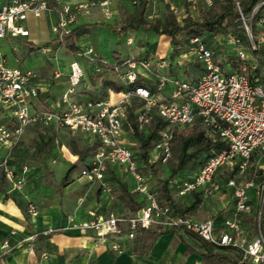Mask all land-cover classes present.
I'll use <instances>...</instances> for the list:
<instances>
[{
  "label": "built area",
  "instance_id": "built-area-1",
  "mask_svg": "<svg viewBox=\"0 0 264 264\" xmlns=\"http://www.w3.org/2000/svg\"><path fill=\"white\" fill-rule=\"evenodd\" d=\"M140 1L171 4V0H130L132 5H137ZM233 1L241 21L240 29L248 38L249 49L245 48L246 43L241 37L226 36L225 41L235 49L239 66L224 67L216 62L213 51L202 38L190 39L179 61L193 59L202 65L203 73L195 83L170 75L169 59L161 58L153 62L128 59L113 67V71L127 87L118 100H89L81 103L77 99V89L84 77V71L79 62L74 60L69 64L68 88L54 103V107L32 113L31 101L38 98L37 74L30 70L9 67L0 56V106L11 110L14 117L12 128L0 125V176L16 192L22 193L25 181L23 175L28 172V168L24 166L21 175L16 172L10 164L11 149L21 141L29 126L39 125L47 128L55 125L71 133L83 134L99 143L98 149L88 161V166L81 170L80 177L104 189L107 166L122 167L133 180V192L142 196L145 201L139 213L131 217L94 216L90 221L78 226H73V217H68L66 227L47 228L41 232L43 236L76 229L81 235L93 234L99 243H107L110 236L119 233V222H125L129 226V239H133V233L138 228L161 225L187 231L214 247L230 248L240 255L242 262L264 264V236L260 230L264 180L256 183L253 178L240 183L234 177L226 179L225 187L232 189L235 201L233 215L229 218L215 217L197 222L189 217L172 215L167 206L158 203L147 186L145 176L140 172L135 155L121 140L126 109L133 99H138L142 102L137 110L139 123L145 124L153 111L166 123L165 128L157 134L149 164H166L171 157L175 130L190 126L196 121H199L207 137L224 143L226 147L219 152H212L192 178L173 183L178 197L199 192L205 197H212L222 189V185L215 180L222 178L223 168H235L241 176L251 166L252 155L255 154L258 159L264 158V80L257 74L260 64L259 52L264 46V1L256 5L249 15L242 13L240 0ZM211 3L212 0H185L192 13L209 7ZM51 4L55 5L57 15V21L50 27L55 47L65 44L79 15H89L95 7H100L106 20L112 15L109 0H86L75 6L63 3V0H7L0 6V39L27 38V14L41 19L50 11ZM173 12L177 14L175 9ZM131 43L132 38L127 37L126 44L129 46ZM40 52L55 61L53 78L58 79L62 74L58 70L56 49L54 50L52 45L42 46ZM75 56L93 64L96 74H100L102 68L109 67L108 61L89 45L79 47ZM138 67L149 73L154 80L155 94L151 88L137 84ZM167 86H171L172 91L169 97L165 98L161 93ZM3 151L5 153L1 155ZM255 164L258 167V160ZM253 188L256 189L257 196L258 229L255 235L250 237L241 226L239 218L253 211L248 193ZM27 213L31 217L37 214V207L33 202H28ZM216 226L221 230H217ZM36 236L37 234H33L24 242L31 243ZM109 245L113 252H121L117 243L111 242ZM0 249L6 252L10 249L7 239L3 240Z\"/></svg>",
  "mask_w": 264,
  "mask_h": 264
},
{
  "label": "crops",
  "instance_id": "crops-1",
  "mask_svg": "<svg viewBox=\"0 0 264 264\" xmlns=\"http://www.w3.org/2000/svg\"><path fill=\"white\" fill-rule=\"evenodd\" d=\"M6 1L7 0H0V6ZM84 1L86 0H63V3H68L71 6H75L76 4ZM109 1L112 15L108 20L104 18L100 7H95L99 10L100 16L103 17L102 19L107 22L102 24V21L96 19L95 17H93L91 21L90 17L96 16L92 14L93 9H95L93 8L89 15H79L78 19L71 27L73 30L79 26H86L89 29V33L81 36L77 42V45L79 47L86 45L93 47L95 51L109 63L108 68H102L100 74H96L94 72L95 66L93 64H89L84 59H80V62L78 61L84 71V77L77 89V99L81 103L89 100H118L120 95L126 90L127 87L119 79L118 74L113 71V67L128 59L135 60V58L132 56L122 59L120 53H116V51L112 52V59H107L101 55L102 53L100 52V49L93 46L89 42L85 44L81 43L83 38L89 37L93 31H99L102 26L107 27L106 25H108V28L111 31L118 32V29L120 28L117 9L118 5L116 4L115 0ZM147 5L148 7L151 5H153V7L156 5H164L172 12L174 9L176 11L183 12V16L181 17H178L177 14L175 15L173 12L178 22L185 18L187 14H192V12H190L186 6L185 0H171L170 5L163 2H150L147 3ZM201 9L204 10L205 8ZM149 18L162 19V15L155 14L154 12V14H151ZM40 20L47 24L49 27V33H51L50 27L57 21L54 4L50 5V11L46 13ZM132 32L140 31L127 30L123 33L126 38L125 43L127 37L132 38V43L129 46L133 45ZM29 37L30 33L27 38L0 39L4 41L3 43H5L2 45L0 44V56L5 60L9 67L29 71L21 66L23 62V55L30 54V49H23L21 50L22 52H19L20 50L17 47H12V45H10L12 41L25 42ZM217 37L219 36H214L213 38ZM221 37H223L225 40L226 36ZM203 41L205 42L204 39ZM6 44L9 45L7 47L9 49L8 53L5 52L6 50H3V46ZM167 44L171 52V47L168 40ZM49 45H52L54 50L56 49V53L62 48H64L63 52L65 54L69 52L65 45L55 47L53 44V39ZM263 48L264 46L262 47L261 51H263ZM139 50L143 52L146 51V49L143 47H140ZM213 53L216 55L217 59L220 60L216 52L213 51ZM45 57L49 60L51 59L49 56ZM143 57H146V54H143ZM179 57L180 55L173 61L170 59V55L164 57L170 61L171 66L168 69V73L172 76L179 77L191 83H195L203 73L202 65L193 59L187 61L183 60L181 62L179 61ZM73 58L74 59L72 61L76 60L75 55H73ZM259 58L261 63L262 57H260V54ZM145 59L147 61L153 62L159 58ZM229 60L230 59L226 60L225 62L220 60L223 64L222 66L231 67L232 65L228 62ZM72 61H70L69 64ZM82 62L83 64H81ZM69 64L60 66L59 62L57 63L58 70H60L62 74L58 79L53 78V71L56 69V66L44 68L40 73L33 71L38 76L36 83L38 87V98L31 101L30 111L32 113L50 110L54 107V103L68 88ZM137 73L138 79L141 78V80L146 83V87L151 88L153 90V94H155L154 80L151 78V76H149V73L140 67L137 68ZM171 91L172 87L167 86L161 93V96L168 98ZM133 101L142 105V102L138 99H133L131 102ZM137 110L138 109H136V112ZM13 123L14 117L11 110L0 106V125H6L10 127V125ZM34 127H36V135L34 136L36 144L52 139L53 147H55L56 150H58L59 147L62 150L65 149V146L62 145L59 140L63 135L68 137V141L71 137L75 138L77 141L79 140L83 146L94 142L91 138L83 134L71 133L67 130L59 129L55 125H50L47 128H42L39 125H35ZM24 135H28L26 131L24 132L23 136ZM121 140L123 145L133 152L138 161L136 142L130 138L125 129L123 130ZM36 144L34 149H36ZM4 152L5 151H3L1 155H3ZM49 154L42 157L41 159L37 158L36 156V161L38 163L40 162L41 164L39 167H32L18 163L15 158L10 159V164L16 169V172L19 175H21V170L24 166L28 168V172L23 175L25 181L22 193L16 192L7 181L6 185L0 189V245L3 240L6 239L10 244V249L7 252L0 249V264H177L179 262L182 264H204L199 254L193 252L186 254L187 245L195 248L196 250L201 249L200 242L193 237L187 236L183 232L184 230L180 231L184 238V242L180 241L174 233H171L169 235L160 237L148 256L133 255L131 243L132 239H129L127 237L128 233L123 231L127 225L125 222L118 223V229L121 228V232L119 231V233L115 236H110L109 242L107 243H99L93 234L81 235L76 229L59 231L47 236H36L33 242H24V240L29 236L33 234H40L47 228L59 229L66 227L68 217H73V226H78L90 221L94 216L107 217L109 215H117L120 218H128L139 213H127L123 205L117 201L113 183L111 181H106V178L109 179L110 177L109 174H106L104 178L106 188L103 189L101 187L100 189V185L91 184L86 179L80 177L81 171L79 173L73 172L70 175V180L67 185L62 187L61 192L58 193L56 191L55 185L51 182L52 180H54L56 183L60 182L71 164L63 171H56L54 169L57 163L56 158L50 156ZM152 155L153 148L149 154V158ZM75 161L76 156L73 163ZM139 168H141L140 164ZM227 168H229L230 172L226 176H222V178H216L215 180L217 183L222 185L220 192L216 193L212 197H205L200 192L196 193L201 199V204L199 205L196 213L192 216H189L190 219L197 222H202L215 217L229 218L233 215L235 210V201L233 198L232 189L226 188L225 182L226 179L232 177L236 178L237 180V177L239 176L236 177L231 174L233 170H236L235 168ZM82 169L83 168L81 167V170ZM199 169L191 173L188 178H192L199 171ZM112 171L113 177H115L120 182L125 183L128 189L133 192V180L125 172V170L122 167L114 166ZM58 175L61 177H58ZM144 176L146 180L152 178L150 175ZM46 179L48 180L47 182ZM69 189L70 191H68ZM248 193L251 199L253 211L249 215L240 216L239 219L241 226L246 230L248 235L252 237L256 233L255 224L253 226V218H255L254 215H256L257 210L256 189H250ZM193 194L194 193H190L183 197L176 196V200L178 202H182L184 205H189L193 201V198L191 197ZM28 202L36 203L37 214L35 216L31 217L27 213ZM120 212L122 213L120 214ZM216 228L217 230H221L219 226H216ZM111 242H115L120 246V253H115L110 249L109 243ZM215 250L223 254H231L236 259L237 264H249L247 262H242L240 255L230 248L223 249L215 247Z\"/></svg>",
  "mask_w": 264,
  "mask_h": 264
},
{
  "label": "trees",
  "instance_id": "trees-1",
  "mask_svg": "<svg viewBox=\"0 0 264 264\" xmlns=\"http://www.w3.org/2000/svg\"><path fill=\"white\" fill-rule=\"evenodd\" d=\"M264 0H240L241 11L244 15H249L253 8ZM132 11L129 12L123 6H118V19L120 28L117 34H123L127 30L142 31L144 33H154L168 40L171 47L170 59L173 61L179 55L186 51L190 39L199 37H214V36H239L241 37V21L239 14L236 10L235 2L233 0H216L211 5L205 8L198 18L187 14L180 22L176 19L173 12H168L162 19L149 21L146 18L148 5L144 1L138 2L137 5H132ZM108 27V25H106ZM89 33L86 26H79L73 29L65 41V46L69 51H78L79 46L77 42L83 35ZM33 49L31 48L30 51ZM116 53H119L116 51ZM260 51L259 54H263ZM215 55V54H214ZM143 58L135 59V61H147ZM216 62L223 65L220 60ZM233 67H238L239 62L233 58L228 61ZM262 63V62H261ZM261 63L259 64L257 74L261 80H264V75L261 73ZM138 83V82H137ZM153 92V90H152ZM141 104L131 102L126 109V121L124 129L136 142V150L138 152V163L141 165L140 172L142 175H150L155 178L157 183L156 191L153 193L158 203L161 206H167L172 215L181 217H189L196 213L201 199L198 194L194 193L191 197L193 201L189 205H184L182 202L176 200L177 190L172 185L174 182L180 183L181 181L189 179L188 176L197 171L206 159L211 156L212 152H219L226 147V145L219 141H214L207 137L205 131L202 129L199 121L194 122L190 126H185L183 129H176L171 143V160L167 162L168 176L161 178L156 172V168L161 163L149 164V154L157 140L159 131L165 128L166 123L158 116L156 111L152 112L151 117L145 124L138 122V113L136 109ZM13 124L10 125V128ZM99 147V143L92 142L85 146H80L78 141L71 137L69 140V150L76 156V161L72 163L67 169L64 177L60 182L52 180L55 185L56 191L61 192V188L65 187L70 180V175L75 171L78 166L82 168L88 166L89 159L94 155ZM53 148V140L50 139L46 142L36 144L35 155L37 158L48 155ZM88 160V161H87ZM255 154L250 158V164L255 163ZM165 165V164H164ZM113 167L107 166L106 174H109V179L114 185L116 192V199L125 208L127 213L136 214L145 205L142 196L135 192H131L125 183L120 182L113 177ZM255 169V168H254ZM48 172V170H47ZM51 174V173H50ZM234 175V171L231 173ZM104 175V178H105ZM256 183L264 180L263 169L258 167L254 173ZM6 185L5 179L0 176V189ZM101 189V186H100ZM264 203L261 207V219H263ZM261 224V222H260ZM121 232V228H119ZM129 233L130 228L126 225L123 230ZM183 230H175L173 228H166L161 225H152L146 229L138 228L133 233L132 254L148 256L156 245L157 240L164 236L174 233L180 241L184 242L181 235ZM256 231V227H255ZM187 236L193 237L200 242V249L196 250L187 245L186 254L197 253L203 260L204 264H237L236 259L231 254H223L215 250V247L207 244L197 236L183 231ZM42 236V234H37ZM224 249V248H223ZM177 264H182L181 262Z\"/></svg>",
  "mask_w": 264,
  "mask_h": 264
},
{
  "label": "rangeland",
  "instance_id": "rangeland-1",
  "mask_svg": "<svg viewBox=\"0 0 264 264\" xmlns=\"http://www.w3.org/2000/svg\"><path fill=\"white\" fill-rule=\"evenodd\" d=\"M216 1V0H212ZM116 4L118 6H123L127 9V11L131 12L133 9L131 7V3L128 0H115ZM171 10L164 6V5H156L153 7V5L149 6L147 8V14L146 18L149 21H154L156 20L155 18H149L151 14H160L162 17H164L165 14L170 12ZM202 9L199 10L197 13H192L191 15L194 18H198L201 13ZM172 12V11H171ZM177 16L181 17L183 16V12L176 11ZM93 15L90 17L91 21L92 18L95 17L96 19H99L102 21V24H104L105 21L102 19L103 17L100 16L99 10L98 9H93L92 11ZM25 26H27L28 31L30 33V37L28 38L27 41L25 42H19V41H12L10 45L12 47H17L19 52H22L21 50H28V49H33L30 51V54L23 55V62L22 66L26 70H32L36 71L37 73H40L44 68H49V67H55V61L52 59L46 58L44 55L41 54L40 52V47L42 46H47L49 43L52 41L54 36L49 33V27L47 24H45L42 20L36 19L33 17L32 14H27V19L25 22ZM241 28V27H240ZM241 30V29H240ZM132 37H133V45L132 46H127L125 43V35L120 34L118 35L117 32L111 31L108 27L102 26V28L99 31H93V33L87 37L83 38L81 40L82 44L85 43H90L93 46L97 47L100 49L101 55L107 59H112L111 54L113 51H117L120 53V56L122 59L127 58L128 56H132L135 59L142 58L143 54H146V58L148 59H160L164 58L170 55V48L167 44V40L164 39L163 37L159 35H155L153 33H144V32H132ZM247 36L241 31V40L246 43L245 48L249 49V46L247 45ZM204 40L208 47L212 50L215 51L216 54L218 55L219 59L223 62H225L228 59H233L235 58V49L233 46L229 45L223 37L219 36L217 38L213 37H204ZM4 41L0 40V44H5L3 43ZM9 45L6 44L3 46V50H6L5 52H9V49L7 48ZM140 47H143L146 49V51H140ZM7 48V49H6ZM62 48L56 53V57L59 60V65L60 66H65L68 65L70 61H72L73 55H76L77 51H69L67 54L63 52ZM264 51V48H263ZM260 57H262V63H261V73L264 75V55L260 54ZM48 59V62H47ZM77 61L80 62V59L76 58ZM83 64V62L81 63ZM141 86L146 87V83L141 80V78L138 79V83ZM35 126V125H34ZM34 126H29V128L26 130V133L28 135H24L21 138V141L19 144L16 146L12 147L10 155L11 159L15 158L18 163L25 164L28 166H35L39 167L41 164L40 162L38 163L36 161V155H35V144L36 141L34 140V136L36 135V127ZM179 128L178 130L183 129ZM60 143L65 146V149L62 150L60 147L58 150H56L55 147L50 152V156L56 158V167L54 169L56 171H63L64 169H67V167L73 163L75 160V156L73 153H71L68 150V137L66 135H63L60 137ZM78 143L80 146H83V144L78 140ZM5 153V152H4ZM172 157V156H171ZM168 160V162L171 160ZM258 160V167L260 166L262 169H264V158H256L255 162ZM167 164H161L158 165L156 168V172L161 176V178H166L168 176V168ZM255 163H251V166L248 168V170L241 176L237 174L236 170L234 171V176H239L237 177V181L240 183H243L245 181H249L254 178V173L255 170L258 168ZM255 168V169H254ZM81 171V166H78L75 169V173H79ZM230 172L229 168H223L221 170V175L226 176ZM220 175V176H221ZM58 177H61L58 175ZM48 180L46 179V182ZM147 186L148 188L154 193L157 188V183L154 177L149 178L147 180ZM70 191V189L68 190ZM35 205L36 203L33 202ZM122 212H120L121 214ZM201 214V212H200ZM199 214V215H200ZM124 215V213H123ZM255 218H253V226L255 224L256 230L258 229L257 226V218L256 215H254ZM261 224H260V230L262 231V234L264 236V211H263V219H261Z\"/></svg>",
  "mask_w": 264,
  "mask_h": 264
}]
</instances>
